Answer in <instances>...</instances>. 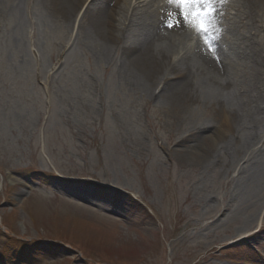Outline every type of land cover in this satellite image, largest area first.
<instances>
[{
  "label": "rangeland",
  "instance_id": "374dc122",
  "mask_svg": "<svg viewBox=\"0 0 264 264\" xmlns=\"http://www.w3.org/2000/svg\"><path fill=\"white\" fill-rule=\"evenodd\" d=\"M51 1L0 0V264H251L242 258L256 256L253 243L263 252L253 264H264V240L227 245L264 228V169L248 179L264 166L262 115L241 117L216 145L195 142L199 126L219 127L218 110L205 102L170 108L129 89L117 52L102 58L84 23L78 28L85 4L66 22ZM214 6L212 31L228 35L244 4ZM253 26L247 32L264 50V24ZM194 81L226 107L242 93L237 79L232 88ZM195 151L213 159L196 160ZM37 171L59 177L41 180ZM92 181L112 199L117 190L132 194L145 212L140 224L93 199L102 192L88 191ZM38 241L71 248L18 257L23 243Z\"/></svg>",
  "mask_w": 264,
  "mask_h": 264
},
{
  "label": "bare ground",
  "instance_id": "6f19581e",
  "mask_svg": "<svg viewBox=\"0 0 264 264\" xmlns=\"http://www.w3.org/2000/svg\"><path fill=\"white\" fill-rule=\"evenodd\" d=\"M158 1L161 0H53V8L61 21L70 22L86 2L78 28L84 23L86 42L91 43L102 58L111 56L112 49L117 52L118 76L129 89L161 99L170 108L180 102H205L218 110L219 127L212 130L211 125L199 126L203 133L195 142L207 138V143L216 145L221 131L234 130L241 117L251 114L264 118L259 110L264 101V50L261 41L256 43L250 31L247 32L251 25L261 30L264 0H239L244 7L237 12L229 34L213 32L209 35L214 51L202 41L190 42L187 26L167 28L168 13L172 12L175 20L178 9L167 0L160 4ZM254 26L251 29H255ZM230 68L235 69L233 76ZM195 77L201 81L214 80L216 85H221L220 79H224L226 85L221 86L225 88L234 87L232 83L237 79L242 95L237 93L238 101L226 107L220 97L205 92L200 83L195 84ZM194 153L196 160L208 155L213 157V153ZM184 158L192 160V154ZM263 169L264 166H256L248 179L257 181Z\"/></svg>",
  "mask_w": 264,
  "mask_h": 264
},
{
  "label": "snow or ice",
  "instance_id": "6c2138e0",
  "mask_svg": "<svg viewBox=\"0 0 264 264\" xmlns=\"http://www.w3.org/2000/svg\"><path fill=\"white\" fill-rule=\"evenodd\" d=\"M167 2L174 5L178 12L175 20L172 19L173 13H168L165 26L169 29L181 25L193 28L198 34H201L203 42L209 46V50L214 51V47L210 45L208 34L215 27L214 13L216 9L214 5L216 0H167Z\"/></svg>",
  "mask_w": 264,
  "mask_h": 264
},
{
  "label": "trees",
  "instance_id": "16d2710c",
  "mask_svg": "<svg viewBox=\"0 0 264 264\" xmlns=\"http://www.w3.org/2000/svg\"><path fill=\"white\" fill-rule=\"evenodd\" d=\"M63 243H65V242H63ZM48 245H49V246H52V244H50V243H48ZM35 246L38 247V246H39L38 243L35 244ZM89 263H90V262H89Z\"/></svg>",
  "mask_w": 264,
  "mask_h": 264
}]
</instances>
